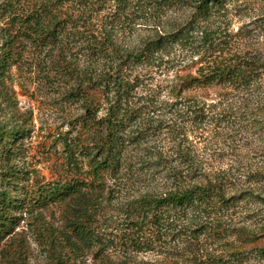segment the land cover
<instances>
[{
    "label": "trees",
    "instance_id": "1",
    "mask_svg": "<svg viewBox=\"0 0 264 264\" xmlns=\"http://www.w3.org/2000/svg\"><path fill=\"white\" fill-rule=\"evenodd\" d=\"M186 1L0 3V10H6L13 24L17 23L22 41L45 52L43 65L54 74L50 82L58 79L61 96L79 109L64 139L67 173L31 185L22 183L24 176L13 173L11 176L17 179L8 184H12L16 197L10 190H0V246L10 244L8 251L22 253L24 244L14 238L18 237L16 227L23 215L54 206L73 211V218L65 224L67 231H51L44 237L37 231L47 252V264H73L96 242L100 244L96 258L102 263V250L112 244L122 251H147L166 244L178 250L179 244L188 248L199 245L201 237L212 244H221L233 235L239 237L237 233L245 228L235 229L224 216L245 192L226 191L225 177L207 171L203 157L189 147L187 131L201 129L207 133L221 122L232 125L241 117L232 111L237 106L256 108L248 115L257 126L264 125L259 109L264 106V55L230 48L242 28L223 36L220 27L212 30L209 25H201L213 15H223L225 0L187 1L195 10L183 23L162 27L131 45L119 37L125 22L145 16L152 3L161 8L162 3L180 6ZM18 7L22 12L16 15ZM13 41L9 37L8 43ZM178 47L186 50L190 67L196 69L180 75L167 85L165 93H159L144 81L140 69L157 64L162 54ZM12 60L7 51L0 53V78H4ZM214 86L224 90L216 103L212 97L199 99L195 95ZM218 105L223 107L216 112L214 107ZM163 134L167 149L159 145L158 138ZM24 135L26 129L19 124L0 127V159H11L19 153ZM78 158L87 167L83 179L72 175L78 172ZM257 175L264 180L263 171ZM126 181L146 189L117 201L120 219L116 232L101 239L93 223L104 203L108 204L110 197L118 198L120 186ZM154 181L162 186L160 191L152 186ZM173 242L176 245H171ZM254 255L264 256V241L251 248H229L219 255L207 252L191 264H239ZM112 262L106 264H130Z\"/></svg>",
    "mask_w": 264,
    "mask_h": 264
},
{
    "label": "rangeland",
    "instance_id": "2",
    "mask_svg": "<svg viewBox=\"0 0 264 264\" xmlns=\"http://www.w3.org/2000/svg\"><path fill=\"white\" fill-rule=\"evenodd\" d=\"M2 1L0 0V3ZM187 1L180 6L162 3L161 8L159 4L152 3L145 16L126 21L120 28L121 41L131 45L162 27H174L183 23L195 10ZM223 5L222 16L217 18L213 15L201 25H209L212 30L220 27L219 31H224L223 36L228 33L233 35L242 28L241 35L233 39L230 48L264 55V0H225ZM21 12L20 7L16 8V15ZM105 12L108 10H103L102 13ZM11 19L12 16L6 10H0V53L7 51L13 58L4 78H0V127L10 123L19 124L26 129V135L20 140L19 153L11 159H0V190H10L13 197H16L12 184H8V181L13 183L12 180L17 179V176H11L13 173L24 176L22 183L27 185L41 179H58L67 173L68 159L64 139L69 134V125L74 121L79 109L77 104L68 103L61 96L62 88L58 87V79L50 82V77L54 74L49 67L45 68L43 65L45 52L22 41L17 34L18 25H14ZM9 37L15 39L12 44L8 43ZM190 64L186 50L178 47L162 54L157 64L141 68L140 73L144 74L145 82L163 94L167 85L180 75L194 72L196 67L192 68ZM223 92L220 87L214 86L207 90H198L195 95L199 99L212 97L216 103L222 99ZM222 107L218 105L214 107V111H221ZM259 109L260 116L264 118V106ZM232 111L236 112V117L241 115L232 125L221 122L214 125L213 131L207 133L201 129H193L187 131V137L189 147L203 157V166L207 171H214L225 177L223 183L227 192H245L238 198L236 206L224 216L225 221L235 229L245 228L237 233L240 238L233 235L221 244H212L201 237L199 245L194 244L192 248H188L179 244L178 250L166 244L147 251H122L119 245L112 244L102 250V263L96 258L100 246L96 242L73 264H106L111 261L130 264H191L196 257H203L207 252L219 255L229 248H251L264 241V180H260L257 175L259 171L264 172V125L257 126L248 115L251 111H257L256 108L251 110L237 106ZM101 114L102 111L98 116ZM260 116L256 119L262 120ZM168 117L170 116H164L166 119ZM231 119H234V116H231ZM208 128L212 129L211 126ZM164 137V134L159 136V145H164L161 147L167 149V140ZM77 164L78 172H70L73 177L83 179L87 170L85 161H79L78 158ZM223 173L227 175L223 176ZM155 185L156 191H160L162 186L154 181L152 186ZM139 189L146 188H139L137 184L131 185L126 181L120 186L118 198L110 197V202L104 203L100 216L93 223L101 239L111 237L116 232L115 228L120 219L117 201L131 196ZM23 217L16 227L18 237L14 239L21 240L24 250L22 253L10 252L7 250L10 244L1 245L0 264H47V252L41 245L37 231H42L43 237L51 231H67L65 224L69 218H73V211L54 206L47 210L38 209L31 215L25 213ZM12 242L14 240H11ZM239 264H264V256H250Z\"/></svg>",
    "mask_w": 264,
    "mask_h": 264
}]
</instances>
